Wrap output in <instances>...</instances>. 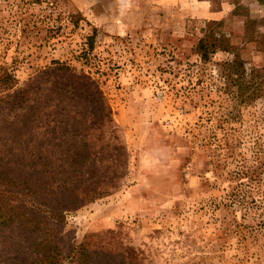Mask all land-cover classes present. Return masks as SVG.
I'll return each instance as SVG.
<instances>
[{
    "label": "rangeland",
    "instance_id": "374dc122",
    "mask_svg": "<svg viewBox=\"0 0 264 264\" xmlns=\"http://www.w3.org/2000/svg\"><path fill=\"white\" fill-rule=\"evenodd\" d=\"M235 58L238 86L226 71ZM53 60L98 83L128 153L116 191L66 213V251L90 240L94 264H264V0H0V67L17 79L0 99L30 86L17 111L33 114L28 150L66 118L46 117L56 104L95 106L92 88L68 103L73 72H51ZM16 118L0 112V135ZM28 257L19 230L0 231V264Z\"/></svg>",
    "mask_w": 264,
    "mask_h": 264
},
{
    "label": "trees",
    "instance_id": "16d2710c",
    "mask_svg": "<svg viewBox=\"0 0 264 264\" xmlns=\"http://www.w3.org/2000/svg\"><path fill=\"white\" fill-rule=\"evenodd\" d=\"M92 40L93 36H88L85 44L87 47L83 48L84 63L89 61V53L93 49ZM208 47L209 44L204 39L197 43L196 50L202 62L208 61L209 53L213 52ZM52 63L54 66L49 69L51 72L63 75L73 72L75 83L71 82L73 90L70 96H66L69 98L68 103L74 97L81 98L85 93L82 90L81 94L79 87L85 88L87 92L92 88V92L88 93L95 106L89 108L87 99L83 100L86 103L83 106L75 105L76 101L69 108L56 104L59 107L48 111L46 117L56 113L66 118L60 120L62 123L57 122L56 118L49 120L43 133H52L51 138L47 143L45 139H40L28 150L27 145L31 139L22 136L32 133L34 126L28 119L33 114L24 117L17 111L26 107L30 86L11 94L6 100L0 99V112L15 111L17 118L9 121L7 128L8 135L16 130L15 138L18 139L8 142L10 136L6 135L5 129L0 135L4 146L3 149L0 148V231L5 232L14 226L26 240L31 258H23L16 264H94L92 254L96 250L92 248L90 240L72 245L66 251L59 230L65 223L67 212L105 197L120 187L128 153L116 133L110 106L105 104L104 94L98 83L90 81V75L77 74L73 67L65 63L58 60H53ZM226 71L228 82L231 81L233 85L238 86L245 77L244 64L238 58L227 63ZM78 76H82V79L76 82ZM16 81L13 74L0 67V90L12 89ZM87 82L95 84L86 86ZM56 88L52 89L58 97L62 96L61 92L66 91L63 85ZM38 107L37 117L42 119L46 108L43 104ZM89 117L92 118L91 123H87ZM52 121L55 125L51 127ZM55 133L60 135L58 143L53 141ZM68 137H71L72 143L68 142ZM44 144L54 149L64 146L63 144L73 145L67 150L63 147L56 154L50 153L46 148L41 149ZM15 146H18V152ZM35 148H38L37 152L34 151Z\"/></svg>",
    "mask_w": 264,
    "mask_h": 264
},
{
    "label": "crops",
    "instance_id": "0c3cea01",
    "mask_svg": "<svg viewBox=\"0 0 264 264\" xmlns=\"http://www.w3.org/2000/svg\"><path fill=\"white\" fill-rule=\"evenodd\" d=\"M217 14H215V16H216ZM211 17H213V14L211 15Z\"/></svg>",
    "mask_w": 264,
    "mask_h": 264
}]
</instances>
